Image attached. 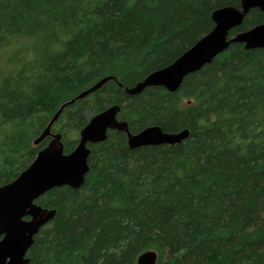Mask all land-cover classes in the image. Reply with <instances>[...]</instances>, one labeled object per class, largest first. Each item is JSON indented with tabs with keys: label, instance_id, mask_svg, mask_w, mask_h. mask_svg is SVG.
Instances as JSON below:
<instances>
[{
	"label": "trees",
	"instance_id": "1",
	"mask_svg": "<svg viewBox=\"0 0 264 264\" xmlns=\"http://www.w3.org/2000/svg\"><path fill=\"white\" fill-rule=\"evenodd\" d=\"M240 0H0V186L14 180L50 141L66 153L80 130L118 104L133 133L158 125L189 129L177 144L132 148L125 131L90 144L80 188L37 199L55 209L35 236L30 264H264V47L232 43L180 88L149 86L214 26L212 12ZM251 9L231 31L252 28Z\"/></svg>",
	"mask_w": 264,
	"mask_h": 264
},
{
	"label": "water",
	"instance_id": "2",
	"mask_svg": "<svg viewBox=\"0 0 264 264\" xmlns=\"http://www.w3.org/2000/svg\"><path fill=\"white\" fill-rule=\"evenodd\" d=\"M253 8L264 12V0H240L238 6L216 8L212 12L214 26L208 33L170 64L149 73L133 87H126V92L135 95L149 86H164L169 91H176L188 74L202 69L230 44L242 43L247 49L264 47V21L235 35L231 34ZM110 78H102L71 101L64 103L35 140L38 144L50 136L48 144L38 151L32 163L14 180L0 186V264H30L27 255L35 236L56 214L55 209L43 207L37 203V199L55 187L80 188L90 169L89 145L106 140L109 130L125 131L128 144L132 148L177 144L189 135L187 128L178 132H167L158 125L133 133L129 130L128 122L118 118L121 106L115 104L95 114L80 130L75 149L66 153L62 135L52 132L54 122L67 104L97 90ZM157 261L158 254L153 250L145 251L137 260L138 264H156Z\"/></svg>",
	"mask_w": 264,
	"mask_h": 264
}]
</instances>
